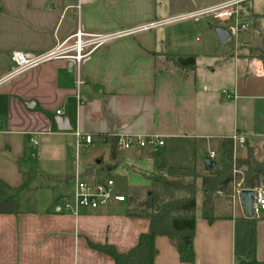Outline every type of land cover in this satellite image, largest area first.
<instances>
[{
    "label": "crops",
    "instance_id": "obj_1",
    "mask_svg": "<svg viewBox=\"0 0 264 264\" xmlns=\"http://www.w3.org/2000/svg\"><path fill=\"white\" fill-rule=\"evenodd\" d=\"M227 1L0 0V181L20 206L17 214L0 215V264H114L92 246L126 253L149 231V220L128 217L124 203L78 216L62 212L60 197L71 195L76 173L89 181L129 168L144 177L166 171L202 178L210 152L216 168L219 158L227 162L219 169L231 166L223 146L231 151L227 138L234 133L264 159V73L249 50L264 43V0L239 5L240 22L253 33L241 42L239 35L236 46L194 43L184 33L174 49L170 42L168 28L180 17ZM78 29L132 32L79 66L54 61L8 79L13 52L46 53ZM165 55H193L195 69H180ZM57 111L70 131L57 129ZM76 132L92 137L87 151L77 153ZM116 133L159 135L164 144L118 152L107 143ZM246 145L236 148V160L245 158ZM101 163L112 171L93 169ZM196 213L194 264H264V218L246 219L240 208L232 215L221 200L212 223ZM154 246V264H188L168 238L156 237Z\"/></svg>",
    "mask_w": 264,
    "mask_h": 264
},
{
    "label": "trees",
    "instance_id": "obj_2",
    "mask_svg": "<svg viewBox=\"0 0 264 264\" xmlns=\"http://www.w3.org/2000/svg\"><path fill=\"white\" fill-rule=\"evenodd\" d=\"M262 46L260 50H250V53L261 61L264 73V43ZM165 58L180 69H195L196 60L193 55H165ZM111 141L114 145L112 138L107 139V143ZM223 150L231 161V151L226 143ZM236 164L243 169L244 188L250 189L264 182V159H256L248 145L245 158L236 160ZM93 169L108 174L113 167L101 163ZM148 180V186L128 190L124 205L128 217L149 220V231L141 234L137 245L126 253H117L109 246L92 247L111 257L114 264H154L155 238L163 236L175 247L182 263L194 264L192 241L197 219V202L200 200L202 219L208 223L217 220L218 201L221 200L229 206L227 197L231 191V168L217 167L214 172L207 173L202 178L193 176L189 180L182 176H168L166 171H155ZM7 190V185L0 181V215L17 214L20 206L16 201L7 198ZM216 192H222L224 198L219 199Z\"/></svg>",
    "mask_w": 264,
    "mask_h": 264
},
{
    "label": "built area",
    "instance_id": "obj_3",
    "mask_svg": "<svg viewBox=\"0 0 264 264\" xmlns=\"http://www.w3.org/2000/svg\"><path fill=\"white\" fill-rule=\"evenodd\" d=\"M249 0H229L216 7L195 11L186 14L179 19L198 21L200 18L209 17L212 23L223 24L236 46L239 35L246 30V26L240 22L238 7ZM79 10L80 6L77 5ZM146 27L140 28L145 29ZM149 26H147V29ZM132 32L124 31L110 34L88 33L78 29L71 37L64 41H57L56 46L43 54L27 55L21 52H13L11 55V71L8 79L20 76L25 72L37 68L43 64L54 61H66L79 66L89 59V57L99 48L122 36H127ZM80 82L77 83V86ZM229 97L228 94H226ZM234 97V96H233ZM56 116L63 117L62 111H57ZM77 153L82 149L87 151L93 144L92 137L80 132L75 133ZM114 148L118 152H124L133 148L156 150L163 146V138L159 135H134L116 133L112 136ZM230 143L231 174L230 194L228 195L229 206L232 215H235L236 208H240L242 216L246 219L260 220L264 218V185L259 183L253 188H244L243 169L236 164V148L244 147L247 144L245 137L234 133L227 138ZM36 145V142L33 143ZM214 152L208 154V159L214 161ZM73 189L71 195L60 197L61 211L78 216L81 212L93 211L102 207L117 205L125 202V196L116 192L114 182L108 179L104 182L89 181L83 179L79 174L72 178ZM250 191L252 194L251 217H247L244 205L241 201V192ZM217 197L224 198L222 192L215 193Z\"/></svg>",
    "mask_w": 264,
    "mask_h": 264
},
{
    "label": "rangeland",
    "instance_id": "obj_4",
    "mask_svg": "<svg viewBox=\"0 0 264 264\" xmlns=\"http://www.w3.org/2000/svg\"><path fill=\"white\" fill-rule=\"evenodd\" d=\"M204 18H200L198 23H195L192 19L190 20H181L179 22H176L172 25V27L168 28V30L172 34V39H171V45L173 46L172 49H174L175 44H176V39L178 38V34L184 33L186 34L189 41L195 43V39L198 38L201 40L202 43H210L213 42V46L218 47V46H224L225 48H231L233 46V41L231 39H228L223 45H220L217 41V38L214 33V29L217 27H225L222 25H217V23H212V24H205ZM253 33V27L252 25H249L244 32V34H240L239 42L242 41V36H250ZM175 37V38H174ZM209 47L212 48V45L209 44ZM262 44H258L256 46H249V50H260L262 48ZM210 48V49H211ZM164 144V143H163ZM99 151V150H98ZM255 156V155H254ZM217 167L218 168H223L227 166V162L223 160V158H219L217 160ZM126 169V168H125ZM128 173L126 175H110V176H99L98 180L100 182H104L108 179H111L114 182L115 189L118 190L122 195H126L128 190L131 188H140V187H146L148 184V177L150 175H146V177L142 175H135L133 172L131 173L130 170L136 171L134 168H129L126 169ZM176 177H179L180 175H174ZM187 180L191 179V177H185ZM200 210V200L197 202V211Z\"/></svg>",
    "mask_w": 264,
    "mask_h": 264
},
{
    "label": "water",
    "instance_id": "obj_5",
    "mask_svg": "<svg viewBox=\"0 0 264 264\" xmlns=\"http://www.w3.org/2000/svg\"><path fill=\"white\" fill-rule=\"evenodd\" d=\"M214 33L219 41L220 44L225 43L228 39H229V34L227 32V30L225 28L222 27H217L214 29ZM71 64H69L70 66ZM57 129L59 131H70V126H69V122L66 118H62V117H56L54 119ZM204 167H205V171L208 173H212L216 170V164L211 161L210 159H205L204 160ZM262 184L264 185V182H262ZM241 201L244 205V208L246 210L247 213V217H251V208H252V194L250 191H242L241 192Z\"/></svg>",
    "mask_w": 264,
    "mask_h": 264
}]
</instances>
